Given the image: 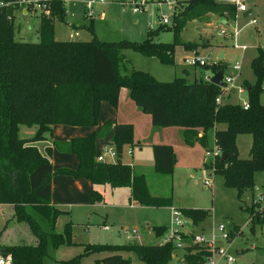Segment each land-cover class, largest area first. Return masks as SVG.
Returning <instances> with one entry per match:
<instances>
[{"label": "trees", "instance_id": "obj_1", "mask_svg": "<svg viewBox=\"0 0 264 264\" xmlns=\"http://www.w3.org/2000/svg\"><path fill=\"white\" fill-rule=\"evenodd\" d=\"M188 5L167 23L158 22L148 28L147 36L141 40L121 38L100 40L91 23L87 29L90 39L55 37L53 15L41 16L38 41L20 40L15 36L14 20L7 18L10 8L0 10V199L12 204V216L27 225L32 233L31 241H0L10 254L13 264H47L51 251L61 244H73L72 223H64L63 229H55L58 215L67 213L50 204L51 177L54 172L65 173L76 178H87L92 184L107 183L111 187L130 186V197L137 204L166 206L172 204L171 195H154L148 190L145 176L133 172L132 165L122 160L125 146L139 145L131 122L108 120L100 132L75 137L53 144L61 150L75 153L78 165L75 168L60 167L53 171L50 160L51 146L41 152L28 138L20 137L19 124H35L32 139L44 137V132L54 123L92 126L97 124L102 100L116 106L119 89L127 87L129 96L141 111L148 113L154 125L182 127V141L191 145L195 140L208 147L209 132L214 129V141L224 159L215 160L214 173H220L224 185L238 192L254 188V174L264 171V48L250 60L255 75L254 81L243 80L247 92L248 106L241 102L215 101L221 93V84L210 79L175 76L160 80L148 71L130 68L120 71L124 64L123 50L132 49L145 56H154L161 63L176 64L175 46L194 50L199 43L182 40L179 35L188 19L206 11L219 9V5L230 6L233 15L235 5L216 0H185ZM217 7V8H216ZM219 15L228 18L229 11L221 6ZM229 10V9H228ZM56 18L64 19L62 8L53 11ZM73 25V24H72ZM162 30H172L171 41L153 39ZM216 72L226 64L218 59L201 66ZM186 72V68L182 69ZM223 124V125H219ZM113 126L112 136L116 156L114 161L95 158V138ZM251 135L249 156L238 153V134ZM155 171L171 174L176 154L169 143L152 144ZM102 199V193L92 187L90 201ZM181 212L197 225L211 215L210 208L181 207ZM264 210L253 211V223L263 224ZM251 215V214H250ZM43 223V225L41 224ZM166 224H153L156 234L167 230ZM253 227V226H252ZM237 226L230 228L234 234ZM194 231L186 228L182 233L185 241L183 260L204 264L210 250L192 240ZM78 254L56 261V264H80L81 258L93 252L104 251L99 261L102 264H131L123 251H133L149 264H166L172 257L174 246L170 240L159 243H105L82 244Z\"/></svg>", "mask_w": 264, "mask_h": 264}, {"label": "rangeland", "instance_id": "obj_2", "mask_svg": "<svg viewBox=\"0 0 264 264\" xmlns=\"http://www.w3.org/2000/svg\"><path fill=\"white\" fill-rule=\"evenodd\" d=\"M145 9L138 12L132 10V0H105L103 3L97 4V11L93 17L86 18L84 14L79 12V5L82 6L80 1L68 3V12H64L61 5H56V8H62L64 15L66 14L67 20H59L53 14V23L55 30V37L65 39L70 37H77L82 39H90L91 32L87 29V25L92 22L96 36L100 40H118L127 38L131 40H141L147 36V29L149 25L156 24L157 17L155 6L152 0H147ZM151 2V3H150ZM252 4L253 13L249 16H243L242 12H236L235 20L231 18L230 6L217 4L219 9L206 11L204 14L197 16L196 20L191 21L186 25L185 29L180 31L179 37L187 39L186 42H196L201 47L212 45L214 42L223 41L227 48V60L234 63L236 60H241L243 70H251L249 65V57L253 53H257L258 43L264 45V0H249ZM78 3V4H77ZM188 3L185 0H177L174 10L170 15V21L174 15H178ZM223 6L225 11H229V23H222L219 15L220 7ZM83 8V7H82ZM229 9V10H228ZM19 8H11L8 15L12 17L9 19L14 20L15 25V38L20 40L38 41L39 39V25L40 16L37 13L24 14L20 13ZM42 15V14H41ZM256 18V23H252L251 18ZM224 18V17H223ZM255 20V19H254ZM70 21V22H69ZM72 21L85 22L83 24L72 23ZM210 21V24L207 22ZM172 23V21H171ZM72 24H74L72 26ZM76 24V25H75ZM70 26V27H69ZM153 26L152 28H154ZM81 27L78 29V34L72 35L76 29L72 28ZM223 30V32L221 31ZM221 31V32H220ZM236 32V41L238 44H246L248 48L241 52L240 48L232 47V33ZM73 32V33H74ZM173 38L172 30H162L154 35L153 39H161L162 41H171ZM181 38V39H182ZM264 48V46H260ZM125 54V61L120 66V71L125 73L130 68H137L148 71L156 77L164 79H172L175 76L183 75L188 80L190 79V72L193 71L195 66L186 64L184 59L192 54L182 48L176 46L175 60L180 62L176 65L162 64L154 56H145L138 51L132 49L123 50ZM185 54L182 60V54ZM199 55H213L200 50ZM232 65V64H231ZM186 67L189 73L186 74L182 68ZM198 68V72L202 73L203 69ZM233 69V68H232ZM231 69V70H232ZM235 73V72H234ZM237 93V92H236ZM231 96V95H230ZM246 99V91L237 93L231 97H223V100L231 102H238ZM262 102L264 103V92L261 94ZM131 113V112H130ZM142 125L145 122L142 121ZM19 136L28 138L29 143L37 145L42 151L45 146L50 144V137L46 139H32L37 126L35 124L27 125L24 123L19 124ZM208 147L201 150L198 146H194L192 153L196 155L195 161L183 169H177L174 174H161L150 169L145 165L142 169L145 171L147 183L153 193L160 195H171L178 205H188L196 207L210 208L211 215L197 225H190V219L185 216V227L191 228L194 232L204 231L206 234L211 233L212 225L216 227L218 224H224V230L230 231V228L237 226L234 234L229 232V240L231 242L230 252L234 255V261L227 262L221 259L219 264H264V223L252 224V213L260 206L256 200L264 194V171H256L254 174V188L244 189L238 192L234 187H228L223 183V177L220 173H211L215 165L216 158L206 154V149H212L214 141L211 133H209ZM238 153L241 157L249 156V147L251 143V135L248 133L238 134L236 137ZM131 147V146H130ZM132 148L138 149L139 145H133ZM221 156V155H220ZM202 158L205 160L204 169L202 166ZM194 160V159H193ZM201 165V167H200ZM138 171V168H135ZM213 175L212 185L208 186L204 183L205 178ZM3 195L1 194V199ZM128 200L125 206L115 207L111 209L110 217L99 218L91 220L89 230L84 229L85 224L74 225L77 232L76 237H89L90 242H111V243H125V242H141V243H159L166 239L168 234L167 230L162 234H156L152 229L153 224L169 223L172 215L168 207L155 206H128ZM179 208V207H178ZM97 214L99 211L95 210ZM251 214V215H250ZM109 225L108 230L102 229V221ZM59 222V221H58ZM214 222V224H213ZM147 223L150 224L151 231L146 230ZM43 225V223H41ZM89 224V225H90ZM73 225V223H72ZM59 226V225H58ZM253 226V227H252ZM136 228L138 235H131V238H126L129 232ZM150 229V228H149ZM126 230V231H125ZM216 233L220 234L221 231L216 229ZM32 234V233H31ZM22 222L16 221L12 216V204L9 202L0 201V241L8 242H29L33 235ZM219 243L227 244L228 241L217 237ZM68 246H66L67 248ZM71 248V254H64V251L57 253L58 257L73 256L82 251L83 246L74 245ZM104 251L94 252L93 255L81 258L80 264H102L99 259ZM123 255L128 256L131 264H147L142 261L135 252L123 251ZM184 248L177 247L174 249L171 259L166 264H194L183 260ZM51 255L55 258V250L51 251ZM53 258L46 259L47 264H56ZM144 263H142V262Z\"/></svg>", "mask_w": 264, "mask_h": 264}, {"label": "crops", "instance_id": "obj_3", "mask_svg": "<svg viewBox=\"0 0 264 264\" xmlns=\"http://www.w3.org/2000/svg\"><path fill=\"white\" fill-rule=\"evenodd\" d=\"M78 5L80 6L78 9L79 12L84 14L82 6L80 4H78ZM247 5L248 6H247L246 10H244V11L235 10V11L237 13L242 12L243 16H249L253 13L254 10H253V8H251L252 4L249 2V0H247ZM96 11H97V7H96ZM96 13H99V12H96ZM66 14L64 15V19L66 21H68ZM236 15L237 14H233L231 16V18H233L235 20ZM220 16H222V15H220ZM156 17H157V24H158L159 17L157 14H156ZM223 17L224 16H222L220 18V21L222 23H225V22L229 23V20H231V18L226 19L225 17L224 18ZM196 19H197L196 17L190 18V19H188L187 23L194 21ZM252 19H255V21H252ZM251 21H252V23H256V18L253 16L251 18ZM72 23L83 24L85 22H83V21H81V22L80 21L79 22L72 21ZM207 24H210V21H208ZM155 25H156L155 23L152 25H149L148 28H152ZM79 28H81V27H76V28L73 27L72 29H76V31L75 32L73 31L74 33L72 32V35L75 36V34H78ZM185 28H186V25L182 29H185ZM70 38L76 39L77 37L75 36V37H70ZM232 38H233L232 47L235 46V47L240 48L241 52H243L244 50H246L248 48V46L244 43L243 44L235 43V41H236V39H234V38H236V32L235 31H234V33H232ZM156 40H158V39H156ZM159 40L162 41L161 39H159ZM182 40L187 41V39H184V38H182ZM176 46H182V45H176ZM176 46H175V48H176ZM260 46H264V45H261L260 43H258V46L256 49H258V47H260ZM182 48L187 52L188 55L195 53L194 50L186 49L183 46H182ZM200 50H203V52L209 53V54H213V52H214V56L211 55V57L213 58V61L215 62L218 59H221L222 62H224L226 64V67L223 69L222 77L226 74L232 75V76H234V82L236 84H241V85H242L243 80H248L251 82L254 81L255 75H254L251 67H250L251 70H249V71L247 69L243 70V64L241 63V60H239V61L236 60V61H234V63H236L237 61L240 63V67L238 69H236L233 67L234 63H231L230 60H227V48H226L223 41L214 42V44L207 45L206 47H201V45H198V47L196 48V52L200 53ZM221 51L223 52V57H218V55L220 54ZM256 54L257 53H253L251 55V57H249V65H250V60ZM174 55H175V51H174ZM184 56H185V54L183 53L182 54V60H183ZM179 63L180 62H176L175 65L177 66V64H179ZM162 64H164V63H162ZM167 65H173V64H167ZM195 67H200L201 69H203V72L199 73L197 71L198 68H195ZM195 67L193 68V71L190 72V74H188L189 70L186 67H184L187 70L186 74H188V76H190L189 80H192L194 78H199V77L205 79L206 73H209V78H211V76L215 73V72H212L211 70H206V69L202 68L201 66H195ZM156 78H158L160 80H167V79H164L162 77H156ZM168 80H170V79H168ZM244 91H242V92H244ZM236 92H237L236 90L231 89V91L228 93V95H225V96L231 97L233 95H236L237 93H242V92H237V93ZM246 99H247V92H246ZM261 101H262V99H261ZM238 102H240V101H238ZM108 120L112 121V123H115V122H131L133 124V128L135 131V138L139 142V148L134 149V148H132V146L131 147L125 146L123 153H122V160L130 163L132 165L133 172L136 174L142 173L145 176V179H146V175H145L144 169H142L143 166L147 165V166H149L150 169H153L155 171L154 157H153V151H152V144L153 143L164 142V143H169L172 145L173 150L176 154V160H175V164H174L173 171L171 174H174L177 171V169H181V168L183 169L187 165L190 166L192 164V162L195 161L196 155L192 153V149L194 146H198L201 150H203V147H202L203 145H201V143L198 142L197 140H195L193 142V144H191V145L185 144L182 141V127L181 126H176V125L160 126V125L152 124L150 115L148 113L141 111V109L137 106V104L134 102V100L129 96L127 87L122 86L119 89L118 102H117L116 106L112 105L110 102H108L106 100H102L101 107H100V114H99L97 124L92 125V126H84V125H70V124H63V123H54L51 125V129L49 131L44 132V137L40 138V139H46L47 136L50 137V144L46 145L45 148L47 146H51L50 160L52 163L53 171L57 170L60 167L75 168L78 165L77 155L75 153L65 151V150H61L58 147H56L53 144V142L55 140H57V141H68L72 138L85 136V135H88V134L95 132V131L100 132L103 129V124ZM142 121L145 122V125H142ZM219 125H223V124H219ZM19 130H18V133H19ZM113 132H114V129L112 126L107 132H105L104 134L99 135L95 138V148H96L95 158H97L98 154H103V152L109 148L114 150V144H113V140H112ZM209 133H211V136H213L212 139L214 141V129H212ZM209 140L210 139L208 137V141ZM214 144H215V141H214ZM40 151L45 153V149H44V151H42L40 149ZM114 160H115V155H112L110 153H106L104 155L103 161H114ZM201 162H202V166H204L203 168L207 169L204 165L205 160L203 158H202ZM200 167H201V165H200ZM135 168H138V171H136ZM155 172H157V171H155ZM158 173H160V172H158ZM161 174H164V173H161ZM146 183H147V179H146ZM92 187L98 189L102 193V199L101 200L96 201V202L90 201V193H91ZM147 187H148V190L151 194L160 195L157 193H153L152 190L150 189L148 183H147ZM130 191H131V189H130V186H128V185L111 187L107 183L92 184L91 181L87 178H76V177H73L72 175H69V174L54 172L52 177H51L50 204L67 211V213H62V214L58 215V217L56 218V221H55V229L57 231H61L63 229L64 223L66 221L70 220L71 223H73L72 232H73L74 243L70 244V245H67V244L59 245L58 247H56L54 249L55 250V258H53L52 256H51V258H53L55 261H58L60 259H67V258L72 257V255L68 256V257H58L57 253H59V251H61V252L64 251V254H71L70 253V252H72V251H70L71 248H68V247H72V246L78 245V244L80 246H82V244L90 242V240H91V239H89L88 236L87 237H76V238H74V236L77 232V229L75 228L74 225H76V224L84 225L85 224L84 229H86L88 231L89 227L92 225V224H90L91 220H97L99 218H104V219L108 218V217H110L111 209H113L115 207L125 206V203L123 204L122 200H124L125 202L128 200V202H127L128 206H135L136 205V206H145V207H155V206L137 204L133 199H131ZM176 202L180 203L179 201H176L172 196V204L166 205L163 207H168L171 210V206L179 207V208L191 206V205H188L186 203H183L184 205H178ZM193 207H196V206H193ZM95 210L99 211L100 214H97L95 212ZM170 222H171V220H170ZM170 222L169 223H157V224L169 225ZM100 224H102L101 226H102V229H104V230H108L110 228L109 225L107 223H105V220H103L102 223H100ZM149 225L150 224L147 223L146 230L147 231L149 230L148 232L151 231V227H149ZM190 225L192 226V224H190ZM148 228H150V229H148ZM30 234H31V232H30ZM128 239H130V238H128ZM105 243H111V242H105ZM66 246H68V247L66 248ZM128 252H130V251H128ZM93 253H90V254L85 255V256L93 255ZM103 254H105V253H102V255ZM102 255H100V257ZM126 257L129 258L128 256H126ZM142 263H144V262H142ZM147 264H149V263H147Z\"/></svg>", "mask_w": 264, "mask_h": 264}, {"label": "built area", "instance_id": "obj_4", "mask_svg": "<svg viewBox=\"0 0 264 264\" xmlns=\"http://www.w3.org/2000/svg\"><path fill=\"white\" fill-rule=\"evenodd\" d=\"M80 1L82 3L83 7V13L86 18L93 17L96 13V5L103 3L105 0H0V10L3 7H9L11 8H19L20 13L24 14H34L37 13L38 16H49L53 15V11L56 7V5H61L64 8V12H68V3L70 2H76ZM220 3H228L235 5V8L237 11H244L247 9V0H216ZM148 1L147 0H132L130 4H132V10L134 12H138L141 9H145V5ZM156 14L159 17V21L161 23H167L170 21V15L172 14L175 3H177V0H152ZM151 3V2H150ZM42 14V15H41ZM11 15H7V18H11ZM252 21H255L252 19ZM223 32V30H221ZM244 47V46H243ZM186 64L192 65V66H203L204 64L214 62L213 58L210 55H199V54H192L184 59ZM234 68L238 69L240 67V63L237 61L233 65ZM205 79L209 78V73H206ZM221 93H219L216 96L215 101L217 103H221L223 101V97L225 95H228V93L231 91V89L236 90L237 92H242L245 90V88L241 84H236L234 82V76L226 74L222 77V83H221ZM264 86V83H263ZM243 106L246 108L248 106V100L243 99L240 101ZM206 154L211 156L213 159L217 158L221 155L222 151L219 148L216 143L212 146V149H206ZM106 153H110L112 155L116 156L115 148L107 149L103 152V154L97 155V160L103 161L104 155ZM214 167L212 168L211 173L213 174ZM210 175L209 178L204 179V183L208 186L212 185L213 175ZM258 203H261L260 206H257L258 208L256 210H264V194L259 197L258 200H256ZM255 210V211H256ZM171 222L167 227L168 234L166 235V241L170 240L174 246V248L177 247H183L185 245V241L182 239V233L183 231L188 228L185 227L183 229V226H185V215L181 212L180 208L171 206ZM261 216H264V213H261ZM264 221V220H263ZM190 224L191 220L189 221ZM214 224V222H213ZM225 226L224 224H218L216 227L212 225L211 233L206 234L204 231L200 232H194L192 240L194 242H198L201 245H204L207 247L210 252L207 256L204 264H219L221 259H225L227 262L234 261L235 257L230 252V245L231 242L229 240V232L227 230H224ZM216 229H219L221 231L220 234L216 233ZM137 229L132 230V234L129 232L126 234L127 238H131V235H138ZM220 236L222 239L227 240V244L219 243L217 241V237ZM0 264H13L11 260L10 254H7V256L0 255Z\"/></svg>", "mask_w": 264, "mask_h": 264}, {"label": "water", "instance_id": "obj_5", "mask_svg": "<svg viewBox=\"0 0 264 264\" xmlns=\"http://www.w3.org/2000/svg\"><path fill=\"white\" fill-rule=\"evenodd\" d=\"M218 57H223V52L221 51L220 54L218 55ZM222 74H223V70H218L216 71L210 78V80L216 84H221L222 83ZM226 156V153L225 152H222L221 153V160L224 159ZM149 229V228H148ZM7 252L5 250L4 247H0V255L2 256H7Z\"/></svg>", "mask_w": 264, "mask_h": 264}]
</instances>
